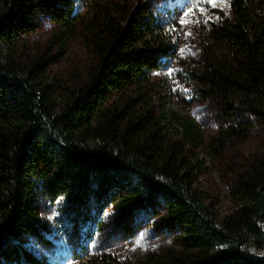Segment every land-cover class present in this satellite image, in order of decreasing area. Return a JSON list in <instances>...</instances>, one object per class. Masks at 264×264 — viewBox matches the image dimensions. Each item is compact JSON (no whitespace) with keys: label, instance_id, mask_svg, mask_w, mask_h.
Here are the masks:
<instances>
[{"label":"trees","instance_id":"trees-1","mask_svg":"<svg viewBox=\"0 0 264 264\" xmlns=\"http://www.w3.org/2000/svg\"><path fill=\"white\" fill-rule=\"evenodd\" d=\"M0 1V264H50L25 245L27 236L43 238L41 196L69 197L85 221L94 202L127 218L144 208L163 227L179 226L180 248L143 264H264L248 252L252 238L263 240L264 147L237 180L241 206L219 224L197 187L195 151L205 145L197 125L153 104L152 76L175 54L166 24L179 4L165 10L167 19L146 4L87 24L74 0ZM227 1L231 15L216 10L196 76L235 126L217 131L213 149L245 128L246 115L264 122V0ZM39 12L57 27L59 55L82 27L99 60L90 81L61 102L47 73L59 55L25 63L16 56Z\"/></svg>","mask_w":264,"mask_h":264},{"label":"rangeland","instance_id":"rangeland-1","mask_svg":"<svg viewBox=\"0 0 264 264\" xmlns=\"http://www.w3.org/2000/svg\"><path fill=\"white\" fill-rule=\"evenodd\" d=\"M43 4L51 0H32ZM81 18L87 24L96 17L108 14L122 19L124 13L152 4V11L167 19L165 10L173 4L179 15L167 20L172 34L175 54L169 64L153 74L151 84L156 93L153 104L156 109L165 108L195 122L205 141L198 155L197 187L204 202L216 212L221 224L241 206L237 180L248 170L253 158L264 147V122L246 115L245 128L225 145L213 149L210 141L221 128H234L228 123L225 106L209 96L199 85L196 76L204 63L203 48L208 44L209 25L215 19L216 10L231 15L227 0H74ZM1 7V1H0ZM203 9V11H201ZM167 11V10H166ZM38 28L25 34L18 44L16 56L23 63L38 56L46 59L59 55L60 47L51 41L57 30L55 23L45 13L36 15ZM182 21H190L182 23ZM190 33V34H189ZM184 50L183 52L181 50ZM98 57L88 43L82 27L68 43L55 62L47 66L53 79L58 102L77 93L91 79L98 68ZM238 127V126H237ZM37 208L45 225L43 238L25 237V245L50 264H95L104 257L119 263L143 264L154 257L166 256L180 248L181 228L163 227L160 217L144 208H135L130 217L112 205L101 208L93 202L90 218L77 215L69 197L54 201L39 197ZM263 240L252 238L248 252L264 256V218L259 223Z\"/></svg>","mask_w":264,"mask_h":264},{"label":"snow or ice","instance_id":"snow-or-ice-1","mask_svg":"<svg viewBox=\"0 0 264 264\" xmlns=\"http://www.w3.org/2000/svg\"><path fill=\"white\" fill-rule=\"evenodd\" d=\"M209 2L213 3V6H215L214 5V0H209ZM201 11H203V9H201ZM188 22H190V21H182V23H188ZM181 51L183 52L184 50L182 49Z\"/></svg>","mask_w":264,"mask_h":264}]
</instances>
